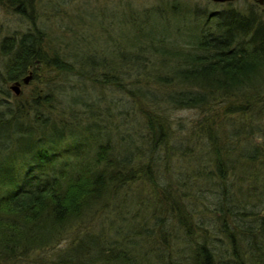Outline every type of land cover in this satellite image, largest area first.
Listing matches in <instances>:
<instances>
[{
	"label": "trees",
	"instance_id": "16d2710c",
	"mask_svg": "<svg viewBox=\"0 0 264 264\" xmlns=\"http://www.w3.org/2000/svg\"><path fill=\"white\" fill-rule=\"evenodd\" d=\"M172 2L156 9L162 27L149 9L129 13L141 21L122 42L103 22L107 3H76L63 52L36 23L33 0H0L32 22L0 43V264H222L211 230L235 264H264V214L247 211L250 194L232 178L260 180L264 167V132L251 141L264 118V13ZM30 70L29 89L14 95L7 84ZM121 93L128 100L113 97ZM182 110L198 116L186 134L172 127ZM174 159L189 175L169 169ZM204 192L212 225L196 219ZM136 201L143 219L129 224L122 213Z\"/></svg>",
	"mask_w": 264,
	"mask_h": 264
},
{
	"label": "rangeland",
	"instance_id": "374dc122",
	"mask_svg": "<svg viewBox=\"0 0 264 264\" xmlns=\"http://www.w3.org/2000/svg\"><path fill=\"white\" fill-rule=\"evenodd\" d=\"M83 0H33V8L34 12L36 13L35 20L36 23H38L41 28L46 29L48 31V36H50V40L52 41V45H54L57 50L59 51H68L70 50V37L72 35L76 36V25L74 26L70 20L66 18V15L69 13H75L76 12V3L78 4ZM97 2V4L107 3V5L104 7V23L108 24V33H112V36H118L121 40H125V38L128 35H131L134 33L135 30H137L138 25L137 23L141 21V18L137 20H131V16L129 13H142L143 10H147L148 15L151 17V23H155L156 26L162 27L165 25L164 20H162L156 12V9L158 8V11L164 6V8L167 7L168 2L172 4V0H90ZM186 5L189 6L190 10L196 9L198 13H214L217 11L222 10L223 8H226L227 6H233L241 9H246L249 6H252L257 12L264 13V0L262 3H260L258 0H233L230 2H216L213 0H179ZM172 2V3H171ZM175 3H177L175 1ZM185 5V6H186ZM103 6V5H102ZM14 6H5L0 3V43L1 40L4 39L6 36L10 37H18L23 32L31 30L32 22L31 20L27 19V17L20 15L19 13L15 12V10L12 9ZM53 7V8H50ZM114 7L118 8L115 9ZM29 8V7H27ZM129 8L135 9L133 11L127 10ZM54 9V10H53ZM167 13H170V11L167 9ZM95 13V10H92V13H89L90 16L92 15L93 18L95 16L93 15ZM143 15H141L142 17ZM174 18V19H173ZM73 20H76V18H72ZM172 23L169 24L170 30L174 31L176 16L173 15L172 17ZM71 27V28H70ZM83 27V26H82ZM175 40H180L183 37V34H176ZM73 37V36H72ZM90 37V35H89ZM101 45H103L106 42V39L104 36L100 37V40L98 41ZM96 44V43H95ZM99 45V44H98ZM111 51V50H110ZM108 55L113 58V54L111 52H108ZM1 59V56H0ZM12 82L7 84V87L9 88ZM29 84V83H28ZM28 84H21V90L26 91L29 89ZM10 89V88H9ZM12 92V91H11ZM13 93V92H12ZM14 94V93H13ZM15 95V94H14ZM115 98H125L128 100L127 95L125 93H121L120 95H114ZM110 98V97H108ZM117 101V100H114ZM118 103V101H117ZM112 111L116 114L115 111H117L114 106L112 107ZM196 112L193 110H182V111H175L172 112V127L174 131H177L179 129V123H182L184 126H186V133L189 131V127L193 124L194 120L197 118ZM117 118V116H116ZM260 131L258 133H254L251 141L254 145H257L262 142L263 140V132H264V118H262L259 122L256 123ZM170 170L174 174H178V177L183 176V174L186 172L185 165L178 160H173L170 165ZM162 174L161 183L164 184V173L162 168H159ZM182 172V173H181ZM184 172V173H183ZM192 172V171H191ZM260 180H252L250 177L246 180H238V173H236L235 176H232V178L235 179L236 185L239 186L240 190L244 192L248 191L250 194V202L249 206L247 207V211L250 212L251 210L258 212L259 215L264 214V195L260 196L262 183L260 181H263L264 183V167L261 170ZM189 175V173H185V177ZM172 176V177H171ZM171 177V180H174L173 175H168V179ZM192 177H190L191 179ZM232 180V179H231ZM190 183H194L200 186L201 188H205L204 185L200 183V181H193L190 180ZM165 185V184H164ZM137 190H141L144 192L145 197H149V190L147 189L148 186L146 183L137 182L136 183ZM198 189V186L196 187ZM251 189V190H250ZM194 190V189H193ZM133 191H131L132 193ZM200 193L202 191L196 192V194L200 196ZM206 198L202 197L200 198L202 202H198L197 204V218L201 220L202 218L205 219V222L208 221L209 224H213L212 216L209 212H203L204 205H208V202H211L212 196L210 195V192H204L203 193ZM257 194L259 195V198L257 197ZM252 195V196H251ZM137 213V219H135V222H138L139 220L143 219L142 214L138 213V205L137 201L133 202L131 207L129 208L128 213L126 211H123L122 216L124 215L127 223H131L133 221L132 217L134 214ZM141 214V215H140ZM111 216V214L109 215ZM112 216L116 218V211L112 212ZM247 219L240 220L238 223H244L248 220H251V216L248 215L246 217ZM120 221V220H119ZM108 220H102L103 225H107ZM125 223V222H124ZM182 230H177L176 234L173 232V241L176 248L182 249L184 247L183 242L176 241V236H181ZM210 239L217 241V243L223 245V255H222V264H235L234 257L230 255V246L228 245V242L226 241L225 237H222L219 235L218 232H215V230L210 231ZM177 239V240H178ZM187 253V251H186ZM244 259V258H243Z\"/></svg>",
	"mask_w": 264,
	"mask_h": 264
},
{
	"label": "water",
	"instance_id": "95a60500",
	"mask_svg": "<svg viewBox=\"0 0 264 264\" xmlns=\"http://www.w3.org/2000/svg\"><path fill=\"white\" fill-rule=\"evenodd\" d=\"M213 1H217V2H223V1H232V0H213ZM260 3L263 2V0H258ZM32 71L30 70L27 74H25L24 76H22V80L20 81H14L11 83L10 85V90L15 94V95H19L21 93V84H28L29 81L32 78Z\"/></svg>",
	"mask_w": 264,
	"mask_h": 264
}]
</instances>
